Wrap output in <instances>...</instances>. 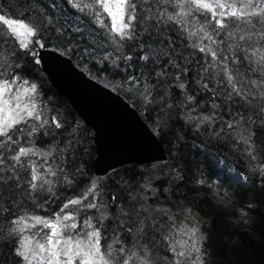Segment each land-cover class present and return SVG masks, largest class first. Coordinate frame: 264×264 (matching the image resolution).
Returning a JSON list of instances; mask_svg holds the SVG:
<instances>
[{
	"label": "trees",
	"instance_id": "obj_1",
	"mask_svg": "<svg viewBox=\"0 0 264 264\" xmlns=\"http://www.w3.org/2000/svg\"><path fill=\"white\" fill-rule=\"evenodd\" d=\"M92 2L82 0L81 6ZM133 2L137 5L135 38L116 37L117 44H113L108 28L96 22L94 13L101 11L98 5L81 12L68 0H0V13L6 18H23L36 28V35L25 39L10 35L0 22V80L16 79L9 97L35 84L34 102L40 113L39 120L29 118L11 130L13 141L0 137V264H25L15 254L24 237L45 242L50 229L36 225L31 217L54 221L65 213L75 217L78 229L73 233L91 231L85 221L101 229V251L112 258V264H123L124 259L132 264L141 253L150 257V264H264V124L248 114L240 121L226 114L228 122L210 116L212 95L201 90L198 82L210 76V87L225 89L232 102H252L264 108V81L252 84L258 73L264 76V60H258L264 55V13L221 18L217 8L215 19H222L224 25L219 27L212 12L195 7L190 0L182 6L177 0ZM204 2L215 7L216 0ZM221 2L241 10L248 0ZM254 8H264V0H252V6L243 10ZM182 9L186 14L179 16ZM101 15L110 27V19ZM169 16L176 18L169 20ZM201 28L216 43L201 39ZM193 30L198 34L190 37ZM161 39L165 45L169 39L174 41L175 51L183 53L178 57L182 67L185 58L190 61L186 90L158 85L148 95L145 80L156 83V73L168 60L161 57L157 63L151 58L161 47ZM22 41L27 48L21 47ZM194 43L209 45L218 60L213 62L210 53L193 48ZM86 47L95 55H84ZM117 47L116 57L106 59ZM41 48H56L69 55L81 69L137 108L162 141L167 159L96 174L94 131L48 80L38 57ZM254 49L257 56L251 55ZM146 53L149 61L141 60ZM128 56L132 59H125ZM213 64L206 73L204 69ZM225 65L240 92L246 87L247 92H233L224 77ZM169 71L174 79L177 70ZM132 75L139 83L129 79ZM185 92L196 97L189 103L197 113L208 115L210 127L196 128L184 118L189 106L184 104ZM22 99L29 102L27 96ZM53 117L62 127L56 128ZM45 120L48 123L40 127ZM33 128L37 131L29 135ZM224 132L245 136L252 148L254 170L244 179L229 169L228 160H222L220 142L215 139ZM20 147L31 148L35 154L17 162L12 157ZM33 169L40 177L35 189L31 187ZM216 178L228 191L227 199L214 194L211 183ZM93 181L97 187L89 192ZM72 199H81V204L64 209ZM88 203L97 207L87 208ZM21 217L28 227L16 223ZM178 252L187 255L178 257Z\"/></svg>",
	"mask_w": 264,
	"mask_h": 264
},
{
	"label": "snow or ice",
	"instance_id": "obj_2",
	"mask_svg": "<svg viewBox=\"0 0 264 264\" xmlns=\"http://www.w3.org/2000/svg\"><path fill=\"white\" fill-rule=\"evenodd\" d=\"M73 8L83 12L85 9H92L93 5H98L101 11L95 12L96 22L100 27H107L109 37L112 40L113 44H117L116 37H119L120 40L124 39H134L135 33L133 31L134 21L137 20V5L133 2V0H93L91 4H82V0H68ZM181 6L186 2V0H177ZM190 2L197 8L212 12V17L215 20L216 25L219 27H223L222 19H215L217 12L216 9H221L219 12V16L224 18L226 16L232 17H251L258 16L264 13V8H254L253 11L248 12L243 9H246L252 6V0H248L247 4L242 6L241 10H236L233 5H226L221 2V0H216L215 7L211 3L204 2V0H190ZM232 8L233 10L223 11L225 8ZM105 13L107 18L110 19V27L105 24V20L101 15ZM186 13L183 11L178 13L179 16H183ZM163 14H161L162 17ZM174 16H169L168 19H175ZM0 22L7 26L10 35L24 37L25 39L34 37L36 35V28L31 24L27 23L23 18L16 19H8L5 17L3 13H0ZM198 31H203V36L201 39H207L211 43H216L215 40L212 39V36L209 35L207 31H204L203 28ZM197 30H193L189 33V36H195L198 34ZM148 32V29H145V33ZM151 35L150 33H148ZM144 35V33H141ZM241 40L245 39V37L241 36ZM161 47L159 49H155L156 55H153L151 58L157 63L161 59V57H168L167 63L161 67V71L156 73L157 82L156 83H148L147 80L144 82V87L147 90L148 95H151V92L157 89L158 85H163L167 87H178L181 90H186L185 80L189 74V67L187 58H185V65L182 67L178 62V57L182 56V52H176L174 48V41L171 39L168 40L167 45L163 39L160 40ZM21 47L27 48L28 44L25 42H21ZM143 47V45H141ZM193 48H198L201 53H210L213 62L218 60V55L215 50H213L209 45H201V44H193ZM120 48L117 47V51ZM84 55H95L94 52H90L86 47L84 50ZM252 56H257V50H253L251 52ZM125 59L131 60L132 57L128 56ZM141 60L149 61V54H145L140 57ZM224 59H228L225 57ZM239 57H236L238 60ZM258 60H264V55H260ZM39 62V61H37ZM235 62V60L233 61ZM197 65L199 66V61H197ZM215 66L210 65L209 68L204 69L206 73H210L211 68ZM169 69L177 70L175 72V76L173 79V72L169 71ZM224 77L227 79L228 84L232 86L233 92L236 95H241L239 88L234 80L233 75L229 72L227 65L223 68ZM163 78V79H161ZM130 80L136 81L139 83V78L135 75L129 77ZM169 81H172L169 84ZM200 87L201 90L208 92L211 91L210 84V76L209 77H200ZM16 83V79L11 81L9 80H0V137H6L8 141H13V137L11 135V130L16 128L17 125H20L22 122L27 121L29 118L40 119V113L37 110V105L34 102V94L36 93L37 86L32 84L30 87L23 88V91H17V94L9 97L8 94L13 92V85ZM25 84L28 82L25 81ZM218 84L220 81L217 82ZM215 95V93H213ZM27 96L29 98V102H24L23 97ZM185 104L188 102L195 101L196 97L193 95H187L185 92ZM7 97V98H6ZM231 99V95L229 96ZM216 107V105H213ZM207 119V118H206ZM52 122L55 124L56 128L62 127V125L56 120L55 117L52 118ZM48 121L45 120L40 127H43L44 124H47ZM19 130V129H18ZM37 131L36 128L32 129V132L29 133L31 135L33 132ZM35 154L34 150L31 148L20 147L17 154L12 157L13 160L19 162L21 157L28 156L29 154ZM54 175V173H53ZM40 177L38 176L35 169H33L31 176V187L35 189L37 187L35 181H37ZM97 184L93 181L91 188L88 190L91 192L96 189ZM87 193L85 194V197ZM81 204V199H72L67 204L64 205V209H67L69 205H79ZM87 208H96L97 204L88 203L86 205ZM32 220L35 221L36 225H43L45 228L50 229L49 234L45 238L44 243H40L36 241L33 242V239L30 237H24L23 240L18 244L15 254L22 258L25 264H34V262H38V264H112V258L106 256L101 251V229L95 228L89 221H85V226L91 231H84V229L79 230V234L73 233L72 230L78 229V225L75 221V217L70 213H65L61 217L56 218L54 221L45 220L39 216L31 217ZM18 225L23 224L24 227H28L25 223L23 217L16 221ZM24 227H21L19 230L23 231ZM195 230H193L194 232ZM121 253H124L126 250L121 247L119 249ZM175 252V249H173ZM178 257H184L187 255L186 252H178L175 253ZM123 264H129L128 259L123 260ZM132 264H150V257L146 255V253H141L138 260H133ZM179 264V261L177 262Z\"/></svg>",
	"mask_w": 264,
	"mask_h": 264
},
{
	"label": "water",
	"instance_id": "obj_3",
	"mask_svg": "<svg viewBox=\"0 0 264 264\" xmlns=\"http://www.w3.org/2000/svg\"><path fill=\"white\" fill-rule=\"evenodd\" d=\"M38 57L50 83L94 131L96 174L105 175L131 163L167 159L157 133L121 94L90 76L56 48H41Z\"/></svg>",
	"mask_w": 264,
	"mask_h": 264
},
{
	"label": "rangeland",
	"instance_id": "obj_4",
	"mask_svg": "<svg viewBox=\"0 0 264 264\" xmlns=\"http://www.w3.org/2000/svg\"><path fill=\"white\" fill-rule=\"evenodd\" d=\"M118 52L119 51H117V48L112 49L106 54V59H110V57H116ZM262 80L264 81V76L258 73L252 83L253 86H256V84ZM246 81H248V79ZM102 83L113 89V87L109 86L108 84L104 82ZM216 87L217 85L215 88L210 87L211 91L206 92L210 97L212 95L213 98L212 102L209 104L210 109L213 110V112H211L212 115L210 116H215L228 122V117L226 114H230L231 117L237 118L238 121H240L244 115L248 114L253 119L257 120L258 123L264 124L263 107L252 102H241L236 104L235 102H232V99H229L230 95L225 89L219 90ZM199 88H201L200 84ZM247 91L248 88L246 87L243 88L240 93H245ZM213 93H215V95H213ZM185 99L186 98H184V104ZM185 105H189L184 111V118L189 123L194 125L196 128H200L203 124L209 125V127L211 126L208 123L211 120L207 117V114L197 113L194 106H191L189 102ZM213 105H216V107H213ZM224 133V135L221 134L217 139H215L216 142L217 140L220 142L222 160H228L229 169L236 173L237 178L244 179L254 170L252 148L245 136L232 132H229L228 134L227 132ZM211 188L217 197L222 199H227L229 197L228 191L222 186V181L220 178H216L213 183H211Z\"/></svg>",
	"mask_w": 264,
	"mask_h": 264
}]
</instances>
